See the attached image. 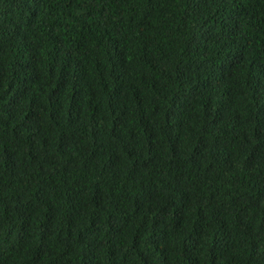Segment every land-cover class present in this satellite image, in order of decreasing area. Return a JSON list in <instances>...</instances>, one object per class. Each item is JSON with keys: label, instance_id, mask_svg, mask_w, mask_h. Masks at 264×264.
Instances as JSON below:
<instances>
[{"label": "trees", "instance_id": "1", "mask_svg": "<svg viewBox=\"0 0 264 264\" xmlns=\"http://www.w3.org/2000/svg\"><path fill=\"white\" fill-rule=\"evenodd\" d=\"M0 264H264V0H0Z\"/></svg>", "mask_w": 264, "mask_h": 264}]
</instances>
